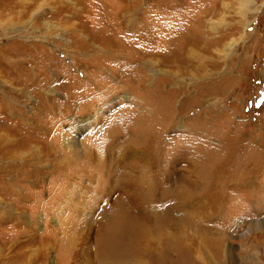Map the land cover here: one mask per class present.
Returning <instances> with one entry per match:
<instances>
[{"label": "rangeland", "instance_id": "1", "mask_svg": "<svg viewBox=\"0 0 264 264\" xmlns=\"http://www.w3.org/2000/svg\"><path fill=\"white\" fill-rule=\"evenodd\" d=\"M168 224L171 264H264V0H0V264Z\"/></svg>", "mask_w": 264, "mask_h": 264}, {"label": "bare ground", "instance_id": "2", "mask_svg": "<svg viewBox=\"0 0 264 264\" xmlns=\"http://www.w3.org/2000/svg\"><path fill=\"white\" fill-rule=\"evenodd\" d=\"M23 4L25 2H22ZM133 24V23H132ZM82 28V27H81ZM75 34V33H74ZM124 38V37H123ZM126 40V39H125ZM186 40V39H185ZM191 41V40H190ZM121 42V41H120ZM123 42V41H122ZM189 42V41H188ZM105 43V42H104ZM103 43V44H104ZM112 43V42H111ZM102 44V43H101ZM109 44V43H108ZM186 44V42H185ZM103 46V45H101ZM109 46V45H108ZM111 46V45H110ZM106 47V46H105ZM113 47V46H111ZM99 48V47H98ZM102 48V47H101ZM115 48V47H114ZM129 48V47H128ZM204 48V46H203ZM199 44H197L196 42H193V44H189L187 46H183L182 50L180 51L183 59L182 61L186 60L185 62H192L193 60H200V56H203V55H200L199 56V51H197V49H203ZM116 50V49H115ZM126 50V49H125ZM101 51V50H100ZM123 51V50H122ZM121 51V52H122ZM227 51V50H226ZM225 51V52H226ZM108 52V51H107ZM208 53L210 52V48H206L205 49V53ZM103 53V52H102ZM127 53V52H126ZM129 53H130V49H129ZM128 53V54H129ZM132 51H131V55H132ZM101 54V53H100ZM123 54V53H122ZM121 54V55H122ZM127 54V55H128ZM109 55V54H108ZM138 55H140L138 53ZM210 55V54H209ZM130 56V55H129ZM132 57V56H131ZM143 64H146L147 68L152 70L151 69V65H155L157 63H155L154 59L153 58H150V57H146V55H143ZM185 57V58H184ZM127 58H130V57H127ZM203 58V57H202ZM205 58V57H204ZM135 59V58H134ZM137 59H138V56H137ZM130 60V59H128ZM141 60V59H140ZM209 60V59H208ZM133 61V60H132ZM130 61V62H132ZM137 61V60H136ZM127 63V62H126ZM129 63V62H128ZM136 63V62H135ZM177 63V62H176ZM180 63V62H179ZM151 64V65H150ZM161 64H159L160 66ZM177 65V64H176ZM179 65V64H178ZM182 65V66H181ZM150 66V67H149ZM163 66V65H162ZM180 66L182 67L181 71H187L188 70V66L186 68H184L183 66V62L180 63L179 67ZM202 64L198 67V70H200L202 67ZM138 67V66H137ZM159 70V69H158ZM172 70V69H171ZM169 70V71H171ZM173 71V70H172ZM175 73V72H174ZM31 98V97H30ZM83 123H78V127L80 128V126L82 125ZM7 133V132H6ZM70 141V140H69ZM68 141L67 143V146L70 144ZM72 142V141H71ZM74 142V141H73ZM76 143V142H75ZM70 147V146H68ZM27 149V148H25ZM127 150V149H126ZM57 151V150H56ZM54 151V152H56ZM60 151V150H58ZM25 152V150H24ZM51 152V151H50ZM53 152V153H54ZM63 153V152H62ZM26 154V153H24ZM55 154V153H54ZM58 155V152L56 153ZM17 155V154H16ZM31 155V154H30ZM47 155V154H46ZM12 156V155H11ZM60 156V155H58ZM57 156V157H58ZM48 157V156H47ZM51 157V156H50ZM49 157V158H50ZM61 157V156H60ZM59 157V158H60ZM64 157V156H63ZM62 157V158H63ZM44 158V157H43ZM66 158V157H65ZM64 158V159H65ZM68 158V157H67ZM53 160V159H52ZM58 161V160H57ZM68 160H66L67 162ZM56 162V161H55ZM64 165V164H63ZM60 166V164H59ZM125 215V214H124ZM128 221V220H127ZM131 223V222H130ZM123 224V223H122ZM169 225V224H168ZM170 227H168V229H157L156 231H153L152 229H149L146 228V227H141V228H134L133 226V234H131L130 236V241H129V244H125V242H121V243H116L114 241L116 240H112L110 239L108 241V243H105L106 246L104 245H98L99 247V251L101 250V257L102 255L105 256V257H110V258H105V260L108 261V259L110 261H108L109 263H105V264H171L168 260V258H165L166 256L163 257V247H165L163 245L164 242V237H169L170 235H172V241H174V243L176 244V242H180L181 240H184L185 237L182 236V234L180 232H178L175 228L171 227L172 224L169 225ZM130 227V226H129ZM130 229V228H129ZM132 229V228H131ZM130 231V230H129ZM128 231V232H129ZM180 235V236H179ZM117 237V236H116ZM132 237L134 240H132ZM128 238V237H127ZM49 240V239H48ZM163 240V241H162ZM168 240H171V239H168ZM205 241V240H204ZM136 242L137 243V247H134L133 246V243ZM197 244V250L193 253H196L197 256L195 257L194 254H193V258H195L196 260H199L201 258V254H199L200 250L203 248H201V244L199 242H197V240L195 241ZM103 243V242H102ZM166 243H168L166 241ZM50 244V242H49ZM48 244V245H49ZM192 244V243H191ZM97 245V244H96ZM178 245H181V244H178ZM193 245V244H192ZM100 246H101V249H100ZM172 246V245H171ZM76 248V247H75ZM169 248V246L167 247V249ZM97 249V248H96ZM174 249H177V246L174 247ZM181 249V248H180ZM83 250V249H82ZM195 250V249H194ZM225 250V249H224ZM76 251V250H75ZM179 251V250H178ZM205 251V250H204ZM86 252V251H85ZM83 253V251L81 252L80 251V258H81V264H83V256L87 257V261H88V264H93L94 263V259L93 257H91L89 254L86 253ZM177 252V251H176ZM234 248L231 246L230 248H228L225 252H220L218 253V256H216V259L212 258V261H213V264H239L237 257L234 253ZM90 253V252H89ZM97 253V252H96ZM167 253V252H166ZM201 253V252H200ZM87 254V255H86ZM160 255V256H159ZM167 255V254H166ZM177 256V255H176ZM100 257V256H99ZM101 257L99 258L100 260ZM73 258V257H72ZM77 258V257H76ZM98 258V257H97ZM179 258V257H178ZM177 258V259H178ZM204 259V258H202ZM99 260V261H100ZM103 261V260H102ZM222 261V262H221ZM77 262V261H76ZM179 262V261H178ZM196 264H200L201 261L199 260L198 261H195ZM208 264H212L211 262H208Z\"/></svg>", "mask_w": 264, "mask_h": 264}]
</instances>
